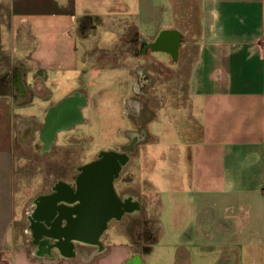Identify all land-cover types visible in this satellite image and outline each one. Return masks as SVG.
Returning a JSON list of instances; mask_svg holds the SVG:
<instances>
[{"label": "crops", "instance_id": "0c3cea01", "mask_svg": "<svg viewBox=\"0 0 264 264\" xmlns=\"http://www.w3.org/2000/svg\"><path fill=\"white\" fill-rule=\"evenodd\" d=\"M22 2L0 0V85L14 90L0 93V264H264V0ZM85 17L90 27L80 30ZM103 32V41L113 42L111 55L117 49L122 55L120 42L131 35L151 43L163 33L175 41L172 54L164 44L156 50L172 55L173 80L184 85L199 130L193 140L179 132L174 143H147L126 166L122 183L138 185L146 207L129 193L123 198L153 222L152 241L147 233L133 245L115 228L102 248L46 252L31 247L35 200L26 217L28 239L15 237L21 219L14 201L15 138L27 119L15 112L19 68L45 87L56 77L72 78L69 88L93 84L99 73L93 64L111 57L110 43L91 48ZM132 78L136 94L141 85ZM54 95L49 91L48 99Z\"/></svg>", "mask_w": 264, "mask_h": 264}, {"label": "rangeland", "instance_id": "374dc122", "mask_svg": "<svg viewBox=\"0 0 264 264\" xmlns=\"http://www.w3.org/2000/svg\"><path fill=\"white\" fill-rule=\"evenodd\" d=\"M23 1L22 3L26 4L28 0ZM24 7L23 4L22 8ZM25 11L31 9L27 8ZM192 27V31L196 33L197 26L192 25ZM102 34L103 36L92 40L91 48L98 50L102 43H110L108 49L113 50V42L103 41L106 34L104 32ZM153 43L138 41L131 35L120 42L119 51L122 55L117 49L114 55H111L113 51L109 53L112 58L105 57L93 64V68L99 73L90 79L93 84L85 82V89L81 88L87 101L86 109L82 110V122L70 131L56 135L52 146L55 152L53 156L42 154L41 150H38L41 147L36 135L31 138V117L34 116L33 118L39 120L47 108L78 88H69L72 78L58 77L53 85L49 84V87H45L42 83L31 81L26 70L22 66L19 68L17 87L20 89L14 88L16 95H13L19 107L15 108V112L21 118H27L20 123V131L15 138L18 149L14 152L13 161L14 201L21 216L15 224V237L20 243L28 239L25 231L30 205L39 194L49 192L53 178L66 179L64 168L60 166L62 163H67V174L72 176L79 165L93 159L99 153L122 152L123 148L131 146L126 152V163L121 167L114 188L117 193H129L128 195L137 197L144 208L146 207L144 195L138 185L130 188L122 183L128 180L126 166L138 155V148L147 143L156 144L166 138L174 143L178 140L179 132L183 134L185 140H193L197 135L199 126L191 118L185 87L181 82L173 80L172 57L152 48L143 49L144 45ZM142 49L144 53H141ZM126 54L129 56H124ZM104 69L107 70L102 72ZM133 71L135 73H132ZM139 74L147 77L146 85L134 94L131 88L134 81L132 76L136 78ZM1 76L3 75L0 72ZM138 78L137 76V81ZM2 84L0 93L7 91L14 94V90L4 88ZM49 91L56 92V95L48 99ZM127 99L132 102L133 109L128 108V104L125 103ZM182 111L185 114L181 117ZM131 141H133L132 145ZM152 224V221H148L149 229L146 232L151 241L154 235ZM114 226L111 225L106 236L116 234V231H112ZM146 234L144 233L142 238L146 237Z\"/></svg>", "mask_w": 264, "mask_h": 264}, {"label": "flooded vegetation", "instance_id": "af4514ba", "mask_svg": "<svg viewBox=\"0 0 264 264\" xmlns=\"http://www.w3.org/2000/svg\"><path fill=\"white\" fill-rule=\"evenodd\" d=\"M88 27H90V21L88 17H85L80 23L79 29L83 30ZM145 46L148 47V44L144 45L143 49H147ZM143 49L141 53H144ZM148 49L150 48L148 47ZM137 76L139 77L137 85H141V87L145 86L147 77L141 74ZM143 81H145V83L142 84ZM16 82L17 80H12V83L17 84ZM81 88L85 89V87H78L77 90L66 95L59 102L47 108L44 115L39 120L32 117L30 125L31 138L36 135L41 145H39L41 148L38 150H41L40 152L42 154L53 156L55 152L52 150V146L53 143H55L54 139L56 135L61 132L66 133L82 122V110L86 109L87 101L85 93L82 92L83 90ZM66 99L71 101L69 105L77 111L75 115H77L78 119L74 123L72 122L69 124H66L64 120L63 122L58 121L56 126L51 127L55 120L54 116L56 109H61L60 107ZM141 132L143 131L141 130ZM49 133L51 135L53 134L51 141H48V137L50 136ZM132 142L133 141L130 143L131 145ZM125 148H123L122 152L104 151L99 153L98 156L79 165L74 170L72 176L67 174L68 166L66 162L60 165L64 168L63 173L66 179L62 177H58L57 179L53 178L49 192L47 194H39L35 199L38 206L40 205L38 201H40L39 198L41 195L55 197L57 202L54 208L50 210L51 213L49 212V218L45 221L37 218L36 214L38 211L41 213L42 208L44 206L46 208L48 202H44L40 207L37 206L38 211L36 208L32 212V246L43 248L46 252L55 249L65 256L72 255L76 245H92L102 248V240H104V236L106 237V234H108L107 232L109 228L111 229L112 224L115 225L114 227L116 229L119 228L120 230L126 231L131 243L137 245L143 234L147 232L146 225L148 224V220L142 212V209L140 210L135 202L131 201L129 197L123 198L124 195L122 193H117L114 188V182L119 178L122 166L119 167L120 170L112 182V191L119 204L118 210L111 209L106 213H100L96 208V194L92 196L87 193L88 182L91 180L90 178H92V175H94V172L88 167L95 165L105 154L113 153L126 158L127 150ZM106 168L110 170V166ZM60 174L62 175V171H60ZM101 186L102 183L98 185V187ZM134 211L138 214H134ZM131 214L133 216H131ZM70 227H77V230L74 231V235L70 233V231H73ZM57 232L59 234H57ZM75 235H77V237H75Z\"/></svg>", "mask_w": 264, "mask_h": 264}, {"label": "water", "instance_id": "95a60500", "mask_svg": "<svg viewBox=\"0 0 264 264\" xmlns=\"http://www.w3.org/2000/svg\"><path fill=\"white\" fill-rule=\"evenodd\" d=\"M162 34L163 33H161L156 40L163 38ZM56 114L57 112L55 113V120L53 121L51 127L56 126L57 121L60 119L58 116H56ZM124 161L125 159L123 157L110 153L103 155L102 158L97 163H95V165L88 167L94 172V175H92L93 179L90 178L91 180L88 182L87 193L92 196L96 194V208L100 213H106L111 209L118 210L119 208V204L112 191V182L115 176H117L118 171L120 170L119 167L122 166ZM108 166H110V170L106 168ZM101 183L102 186L98 187V185ZM70 229L73 230L70 231V233L74 234V231L77 230V227H70ZM57 234L59 233L57 232Z\"/></svg>", "mask_w": 264, "mask_h": 264}, {"label": "bare ground", "instance_id": "6f19581e", "mask_svg": "<svg viewBox=\"0 0 264 264\" xmlns=\"http://www.w3.org/2000/svg\"><path fill=\"white\" fill-rule=\"evenodd\" d=\"M164 36H163V38L156 40L153 44L148 45V47L156 50L161 44H164L166 46V48H165L166 51L169 52L170 54H172L174 52V49H175V41L171 40V39L167 40L166 38H164ZM70 103H71V101H69V99H66L62 103V105L60 107L61 109H56V112H57L56 116H58L60 118V120H58V121L63 122V120H64V122L66 124H69V123H72V122L74 123L78 119L77 115H75L77 113V111L74 110L73 107H71L69 105ZM52 137H53V134L52 135L50 134V136L48 137V139H49L48 141H51ZM125 149L128 151V150H130V147H127ZM123 158L125 159V161L123 162L122 165H124L126 163V158L125 157H123ZM39 199L42 200V201L48 202L47 207L45 208V206H44L42 208L41 216L39 218V219L45 221L46 219L49 218V216H50L49 212H50L51 209L54 208V205L56 204L57 200L55 199V197H52L50 195L49 196L41 195ZM34 204L36 206H38L37 201ZM38 207H40V206H38Z\"/></svg>", "mask_w": 264, "mask_h": 264}]
</instances>
